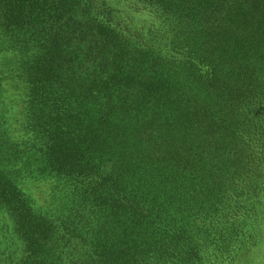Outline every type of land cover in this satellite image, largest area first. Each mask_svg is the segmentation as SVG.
Returning <instances> with one entry per match:
<instances>
[{"label":"trees","instance_id":"16d2710c","mask_svg":"<svg viewBox=\"0 0 264 264\" xmlns=\"http://www.w3.org/2000/svg\"><path fill=\"white\" fill-rule=\"evenodd\" d=\"M0 264H264V0H0Z\"/></svg>","mask_w":264,"mask_h":264},{"label":"rangeland","instance_id":"374dc122","mask_svg":"<svg viewBox=\"0 0 264 264\" xmlns=\"http://www.w3.org/2000/svg\"><path fill=\"white\" fill-rule=\"evenodd\" d=\"M121 19L124 20V17L121 18ZM116 20H117V18L115 17L114 22H116ZM132 20H133V22H134L135 24L132 23V24L129 25V27H130L131 29H133L132 31H133L134 34L141 35L140 31L137 30V28H136V23H137V21H135L133 18H132ZM124 22H126V21L124 20Z\"/></svg>","mask_w":264,"mask_h":264}]
</instances>
